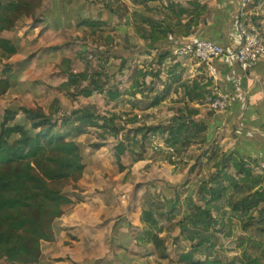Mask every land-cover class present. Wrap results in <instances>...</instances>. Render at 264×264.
<instances>
[{
	"label": "crops",
	"instance_id": "obj_1",
	"mask_svg": "<svg viewBox=\"0 0 264 264\" xmlns=\"http://www.w3.org/2000/svg\"><path fill=\"white\" fill-rule=\"evenodd\" d=\"M175 1L180 2L178 10L185 9L181 16L184 23L188 22L192 14L194 8L192 1L204 3L209 7L200 24L190 28L182 36L168 35L161 30L162 16L171 14L173 10L165 0H42L44 21L30 27L17 45L18 52L11 62L26 57L20 48L28 44L35 52L33 62L40 59L46 64L43 71L32 72V78L45 75L57 77L56 85L55 82L46 81L54 90H58L56 87L67 79L66 71L82 67L88 71L97 69L108 75L115 73L108 82L112 86L118 83L122 88V93L117 97L109 95L108 85H103L88 97L70 96L58 90L67 97L77 98L72 100L71 109L85 105L112 117V124L116 130L108 135L98 149H93L90 144L97 140L100 129L90 128L87 133L76 136L75 140L80 145L88 144L84 154L85 179L69 186V191L79 201L71 208H66L65 212L52 222L54 239L42 242V264L48 262L45 263L44 258L54 261L56 259L60 262L57 264H68L72 258L78 264L84 259L102 257L103 251L97 254L101 249L100 246H96V241L103 235L111 239L113 234H117L128 238L129 241H135V238L143 236L144 234L131 231L126 225V219L130 220L132 216L134 224L140 225L144 230L140 221V198L144 190H141V187L136 192L132 190L131 194L134 192V195L130 194L128 199L123 200L114 194L113 189H117L114 187L117 186L120 192L125 190L128 186L127 180L126 183L118 181L116 184L117 180L111 179L125 176L127 178L130 172L136 169L142 172L150 171L160 163L167 166V171L171 173L170 176L166 175L163 178L167 182L160 193L165 197L180 193L181 210L189 197L204 205L209 203L211 213L216 217L215 210L220 207L221 202L223 209L219 223L216 226L212 225L209 232L221 226L220 248L224 259L235 264H264V61L254 63L247 70H243L234 57L222 54L212 60L217 70V74L213 75L204 61L175 54L176 45L195 42L200 38L215 40L224 46L226 53L232 51L238 38L237 26L243 18L240 0ZM155 4L162 8L161 13L154 17L158 22L157 26L152 24L154 21L151 18L148 21L142 18L144 14L150 17L151 12L146 8ZM253 17L264 33V9L261 12L254 10ZM83 19L87 20L86 23H83ZM22 29L25 31L27 27L23 26ZM20 32L17 33L20 35ZM82 35L88 38L90 46H93L90 47V50L94 51L91 58L88 52L86 56L83 54H81L83 57L76 56L80 53L75 52L76 43L72 39ZM65 41L71 42L70 48L47 49L48 46L62 44ZM71 62L76 68H72ZM139 62L143 64L145 70L152 71L145 77L146 84L150 82L152 74L157 76L153 77L154 82L158 80L153 91L145 89L142 94L134 93L130 87L128 75L134 63ZM33 89L37 90V87ZM160 92L166 93L165 98L155 105H150L155 94ZM209 92L227 96V107L224 110L211 108L204 101ZM38 105L43 106L47 112H52L58 120L71 110L57 108L59 104L53 103V100ZM2 113L3 110H0V116ZM137 113L142 114L141 119H137ZM171 118L182 122L181 132L188 127L186 138L191 140L189 145L183 147L177 168L164 165L160 158L159 163L155 157L165 151L161 148L154 151L149 147L138 161H134L130 152L123 154L119 161L123 168L119 167V158L116 157L113 148L119 134L123 132L125 135L130 134L129 142L127 143L126 139L123 141L130 147L137 137L130 128L143 123L168 126ZM132 120L136 122L133 123ZM195 122L205 123L206 130L192 131ZM232 151L238 158L244 159L245 167L250 170L251 177L248 182L253 181L252 191L259 190L248 209L235 213H232L230 203L245 194V191L234 192V184L228 182L226 193L217 201L219 204L214 205L208 201L211 195L201 187L202 181L209 180V184H214L217 179L216 164L223 154ZM115 166L118 167L117 170ZM193 166L195 167L192 168ZM200 168L202 178H195L193 173ZM229 171L231 172L230 169ZM209 174L211 175L206 178ZM182 180L187 183L180 186L179 182ZM147 189L154 195L157 194L158 190L155 188ZM187 190L191 193H186ZM231 192L237 195L233 200L224 201ZM106 219H110L109 225L104 224ZM175 231L178 236V227ZM147 246L151 245L137 247L144 249ZM177 249L180 251L178 247ZM79 250L82 253H79ZM119 251L120 248L117 246L115 253ZM177 255L173 259H176ZM130 264L143 263L133 261Z\"/></svg>",
	"mask_w": 264,
	"mask_h": 264
},
{
	"label": "trees",
	"instance_id": "obj_2",
	"mask_svg": "<svg viewBox=\"0 0 264 264\" xmlns=\"http://www.w3.org/2000/svg\"><path fill=\"white\" fill-rule=\"evenodd\" d=\"M165 1L173 8L171 14L162 16L160 23L161 30L168 35H185L190 28L200 24L209 10L206 4L192 1V14L188 22L184 23L181 16L185 9L178 10L180 2ZM41 3L42 0H0V99L17 84L18 76L11 60L18 52L17 45L22 36L15 33V28L22 20L27 28L42 23L45 17ZM146 9L151 15L144 14L142 18L144 21L151 18L154 21L152 24L157 26L154 17L161 13L162 8L155 4ZM86 21L83 19V23ZM70 47L71 42L65 41L48 46L47 49ZM88 54L91 58L94 51L90 50ZM76 56L83 57L81 54ZM65 73L67 79L56 89L70 96L88 97L103 85H108L112 97L122 93L118 83L112 86L108 82L115 73L108 75L97 69L88 71L84 67ZM150 73L152 71L145 70L140 62L134 63L128 75L134 93L142 94L145 89L153 91L158 80L154 82L153 77L157 76L152 74L150 82L146 84L145 77ZM210 94H206L205 102ZM165 96L166 93H156L150 105L157 104ZM112 122V117L85 105L69 110L60 120L41 105L13 104L3 110L0 116V264H42V242L54 239L52 222L66 208H71L79 201L69 191V186L85 179L86 162L81 145L75 138L87 133L90 128L100 129L97 140L90 144L93 149H98L108 135L116 130ZM206 127L203 122H195L192 131L202 132ZM182 128V122L174 118L170 119L168 126L143 123L130 128L137 134L134 141L136 148L131 149L123 141L114 145L119 167L123 168L119 161L127 152L132 154L134 161L143 157L149 144L148 136L152 132L172 144L179 157L183 147L191 142L186 138L188 127L181 132ZM234 153L223 154L216 164L217 179L214 184H209V180L201 182L202 189L211 195L208 201L214 205L220 203V207L215 210L216 217H213L209 203L204 205L188 197L187 204L181 210L180 193L165 197L145 189L140 198V221L148 232V238L140 236L136 243L141 247L150 244L151 249L144 251L138 247L119 245L120 251L114 253L112 259L83 261L89 264H130L134 260H142L143 264H235L222 256L221 226L209 232L212 225L219 223L223 206L217 201L226 193V183L234 184L236 192L245 191V194L230 203L232 213L248 209L259 193V190L252 191L253 181L248 182L251 172L245 167L244 159ZM176 227L179 229L178 236ZM169 243L180 249L176 259L170 256Z\"/></svg>",
	"mask_w": 264,
	"mask_h": 264
},
{
	"label": "rangeland",
	"instance_id": "obj_3",
	"mask_svg": "<svg viewBox=\"0 0 264 264\" xmlns=\"http://www.w3.org/2000/svg\"><path fill=\"white\" fill-rule=\"evenodd\" d=\"M23 22H24L23 20L18 22V24L15 28V33H17V32L19 33V31H21L20 35L24 38L25 34L28 32V29H30V28H27L24 31V29H22V27L24 26ZM92 22L95 23L96 20L92 21ZM72 40L75 41V43H76L75 44L76 45V51L75 52L83 54L84 56H86L87 52L90 51V47H93V46H90L91 44H90L89 39L83 35L74 37V39H72ZM25 49H27L28 51L25 52L24 51ZM20 50L21 51L23 50V55L26 57L23 58L22 60L16 59L15 61H12L14 64V68L16 67L15 69H16L17 76H18L17 84L12 89L9 90V92L5 95V97H2L0 99V110H4L6 107H9L10 105H13V104H16V105L28 104L29 106H32V105L44 104L45 102H49L50 100H53V103L59 104V105H57V108H60V109L63 108L64 110L71 109L70 107H71V103L73 102L72 100H75L77 98L67 97L62 92H60L58 90H54L53 86L46 82V81H52V82H55V85L58 84V78L57 77L54 78L55 76H53V75H52V77L45 75V76L38 77V78H32V72H34L36 70H41V71L44 70L45 65H46L45 61L37 59V60H35V62H33L35 52H34L33 48H29L28 44H26L24 47H21ZM71 65H72V68H76V66L74 65L73 62H71ZM91 65L92 66L94 65L93 62L91 63ZM45 74H47V73H45ZM58 77H60V76L58 75ZM34 87H37V90H34L33 89ZM132 122L135 123L136 121L132 120ZM121 130H123V129H121ZM159 138H161V137H159ZM87 139L89 140L90 138H87ZM125 139H127L126 142L128 143L130 140V134L125 135V132H123L121 135L119 134V136L116 137V142H122ZM161 139H163V138H161ZM87 147H88L87 143L81 144L83 154H86L85 152L87 150ZM130 148L134 149L136 147L134 144H132V145L130 144ZM161 154H158L155 157L159 163H160L159 158H160L161 162L163 163V158L166 155L165 152L161 153ZM177 158H178V166H179L181 159L178 156H177ZM194 167L195 166H193L192 168H194ZM203 168H204V166H203ZM115 169L117 170L118 167L115 166ZM167 170H168V167L163 166L160 163L157 166H155L154 168H152V170H150V171L142 172V171H139L136 169V170H132V172H130L131 173L130 176H128L127 178H126V176L119 178V179L112 178L111 180H117L116 184H118V181H120L121 183H126L125 180H127V183H128V186L125 188V190H123L121 192L119 191V188L117 186H114L118 190V193H114V194L118 195L123 200L128 199L132 190H134V192H136V191H138V189L140 187L142 188L141 190H145L147 188H155V190H158V191H156V193L158 194V193H160L161 190H163V188L165 187V183L167 182L163 178L166 177V175H169V176L171 175V173ZM201 170L202 169L200 168L196 173H193V174H195V178H197V177L202 178V176L200 175ZM164 172H165V175H164ZM210 175L211 174L206 175V178H208ZM160 176H162V178ZM111 177L112 176H106V178H111ZM108 182H110V180ZM185 183H187V181H185V180H182L179 182L180 186H182ZM173 185H175V184H173ZM134 192L131 194V196L134 195ZM234 192H236V191H234ZM234 192H231V194L227 198H225L224 201L231 200V199L233 200L234 196L237 195ZM186 193L190 194L191 192H190V190H187ZM186 196H188V195H186ZM133 220L134 219L132 216H131L130 220L126 219V225L128 226V228L133 232H137L139 234H144L143 236L148 238V232L145 229L143 230V228H141L140 225H135ZM109 223H110V219H106L104 221V224L109 225ZM113 235L114 236H112L111 239H108L104 235L102 236L101 239H97L96 246L97 247L100 246V249H101L99 252H97V254H100L101 251H103V253L101 255L102 257L95 256L94 258H92L93 260L97 259V258L112 259V256L116 251V247L119 246V244L125 245L126 247H130V248H137V243H136L137 238H135V241H133V240L129 241V239L126 237H120L117 234H113ZM226 241H232V240H226ZM100 243H103L104 245H102ZM169 245H170V250H169L170 256L172 258H175V256L177 255L179 250L177 249V247L174 244L169 243ZM140 248L141 247H138L139 250L147 251L151 248V246H147L144 249H140ZM78 252L82 253L80 250ZM71 259H70V262L68 264H76L77 263V262L73 261V259L72 260ZM44 262L45 263L47 262V264L60 263L56 259L54 261L52 259L46 260L45 258H44ZM81 263L82 264H89V263L84 262L83 260L81 261ZM140 263H142V262L140 261Z\"/></svg>",
	"mask_w": 264,
	"mask_h": 264
},
{
	"label": "built area",
	"instance_id": "obj_4",
	"mask_svg": "<svg viewBox=\"0 0 264 264\" xmlns=\"http://www.w3.org/2000/svg\"><path fill=\"white\" fill-rule=\"evenodd\" d=\"M264 9V0H240V10L243 18L237 26L238 38L235 43V49L226 53L224 46L213 39L200 38L195 42H184L176 45L174 53L180 56L195 57L204 61L209 72L217 74L213 58L222 54L228 57H234L243 70H247L252 64L264 61V33L259 29L256 19L253 17L254 10L261 12ZM214 110H224L228 105V98L223 94L212 93L208 96L206 102ZM137 119L142 117L137 113ZM148 147L152 150L159 148L165 151L163 163L172 168L178 166V158L175 154L174 146L166 143L155 132L149 134ZM118 193L117 189H113ZM263 217V215H260Z\"/></svg>",
	"mask_w": 264,
	"mask_h": 264
}]
</instances>
